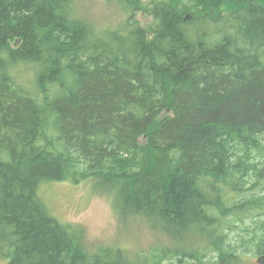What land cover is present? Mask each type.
I'll return each mask as SVG.
<instances>
[{
    "label": "trees",
    "instance_id": "16d2710c",
    "mask_svg": "<svg viewBox=\"0 0 264 264\" xmlns=\"http://www.w3.org/2000/svg\"><path fill=\"white\" fill-rule=\"evenodd\" d=\"M74 1L0 0V264H133L81 252L43 194L58 182L184 233L176 264H258L264 0H121L102 30Z\"/></svg>",
    "mask_w": 264,
    "mask_h": 264
},
{
    "label": "rangeland",
    "instance_id": "374dc122",
    "mask_svg": "<svg viewBox=\"0 0 264 264\" xmlns=\"http://www.w3.org/2000/svg\"><path fill=\"white\" fill-rule=\"evenodd\" d=\"M150 2L143 0V4ZM72 7L96 30L117 28L131 12L121 0H75ZM136 18L144 26L151 22L144 12H137ZM95 188L89 183L58 182L43 193L51 212L78 237L81 252L98 255L95 262L143 264L165 251L159 264H176L177 256H171V251L196 246H188L182 232L169 235L139 216L121 213L113 190L98 192Z\"/></svg>",
    "mask_w": 264,
    "mask_h": 264
},
{
    "label": "water",
    "instance_id": "95a60500",
    "mask_svg": "<svg viewBox=\"0 0 264 264\" xmlns=\"http://www.w3.org/2000/svg\"><path fill=\"white\" fill-rule=\"evenodd\" d=\"M256 260L258 264H264V254L258 256Z\"/></svg>",
    "mask_w": 264,
    "mask_h": 264
}]
</instances>
